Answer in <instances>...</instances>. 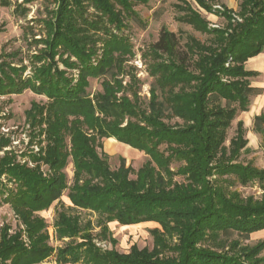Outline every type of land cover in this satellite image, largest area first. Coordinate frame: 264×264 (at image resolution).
Listing matches in <instances>:
<instances>
[{
  "label": "trees",
  "instance_id": "16d2710c",
  "mask_svg": "<svg viewBox=\"0 0 264 264\" xmlns=\"http://www.w3.org/2000/svg\"><path fill=\"white\" fill-rule=\"evenodd\" d=\"M36 1L0 0V7L26 18L24 4ZM43 1L54 7L39 20L42 30L28 33L36 49L28 64L19 52L0 55V97L30 90L47 98L26 111L38 152L22 153L27 159L19 161L5 150L11 139L0 136V202L26 229H1L0 264H45L51 257L56 264H264V240L243 243L264 231V194L244 197L235 189L258 182L264 192V169L239 160L249 144L244 121L226 145L233 122L263 94L251 81L260 73L246 63L264 53V0H238L242 21L229 10L222 29H210L189 1L179 0L178 21L207 39L188 35L183 43L161 30L143 54L153 80L147 101L128 66L135 52L124 31L136 20L134 7L149 0ZM193 1L215 14L212 0ZM90 79L102 80L101 92L88 93ZM253 130L264 144V114L255 116ZM105 139L144 152L147 160L134 170L122 157L113 169ZM66 191L72 207L61 203L54 225L58 240H69L55 248L39 213ZM80 209L97 220L75 214ZM115 222L157 223L153 248L119 252L110 229Z\"/></svg>",
  "mask_w": 264,
  "mask_h": 264
},
{
  "label": "rangeland",
  "instance_id": "374dc122",
  "mask_svg": "<svg viewBox=\"0 0 264 264\" xmlns=\"http://www.w3.org/2000/svg\"><path fill=\"white\" fill-rule=\"evenodd\" d=\"M187 1H189L192 4V7L204 18L210 21V29L226 28L228 25V19L225 13L229 10L232 11L233 18L242 21V18L237 16L239 8L230 9L227 7V5L232 4L234 0H212V3L214 4L212 10L215 14L201 9L193 0ZM18 2L22 3L23 0H18ZM178 4H180L179 0H149L147 4L136 5L134 7V10L137 13L136 20H129L128 28L124 31V34L130 37L135 52V57L128 63V66L136 69L135 74L140 80V94L146 101L149 98V90L153 80L148 76L146 60L143 57V54L149 51L151 45L158 41L161 30L166 28L169 31L177 33L182 36L183 43L186 42L188 35H192L201 41L207 39V35L201 34L195 31L191 26L178 21V17L182 15L175 7ZM24 5L29 9L26 18L15 15L13 7H0V55L19 52L20 57L25 58V64H28V57L36 51L35 47H30V42L28 40L31 35L29 36L28 33H36L42 30L39 25V20L44 18L47 6L51 8L54 6L47 4V2H44L43 0ZM61 68L63 67L61 66ZM29 73L28 70L26 75ZM89 81L90 86L87 89L88 93L95 94L102 91L101 79H90ZM125 81H128V77L125 78ZM251 81L252 86L263 89V94L253 97L251 99L249 113L241 114L239 118L233 122L231 128L228 130V141L226 145L228 146L230 140L235 136L237 122L239 120L244 121L249 144L248 150L242 153L239 160L244 164L251 162L258 168L264 169V144L262 143V137L259 134H256L253 130L255 116L264 114V74ZM33 102L46 103L47 98L37 96L30 90H26L20 95L0 97V136L11 139V147L6 148L5 150H14L19 161L27 159V157L22 156V153H27L31 149H34L35 153L39 151L36 141H34V145L31 146L30 144L31 129L26 124V111L31 109ZM255 108L257 109L256 111H254ZM111 143H113V145H111ZM43 146H45V143H43ZM107 146L113 148L108 150ZM104 150L110 156V165L113 169L119 166L120 158L122 157L125 158L127 166L132 167L134 170H138L147 160V156L144 152L119 144L114 139L104 140ZM1 155H3V152ZM47 169V167H44L45 172ZM65 172L71 182L74 172L71 163ZM5 179V176H3L2 180L5 181ZM177 180L180 181L181 178H178ZM235 189L240 191L244 197L253 195L257 198H261L264 194L263 189L258 182L253 183L248 187L237 186ZM61 203H64L66 207H72L67 196V191L64 193L60 203L56 202L49 210L39 213V215L46 219V231L49 236V244L55 248L62 246L69 240L65 239V242L58 240L56 227L54 225L56 212L60 208ZM75 214L80 215L84 220L92 219L94 222L97 220L96 215L81 209L77 210V213ZM5 225L10 226V234H14L18 230H22L24 231V234H26L25 226L22 224L20 217L15 213L12 207L0 202V232ZM155 228H159L157 223L139 224L130 227L121 226L117 222L110 224L113 237L117 240L116 249L121 253H128L133 245H137L140 249H152L153 237L150 231ZM98 232L99 229L94 230V233ZM233 238L236 239L238 236L234 235ZM24 240L26 244H29L26 235H24ZM262 240H264V231L258 234H253L249 239L243 240V243L254 245ZM98 243L105 244L106 248L104 249H112V245L109 242H99L98 240L97 244ZM262 256H264V252ZM48 263L56 264L55 258L51 257L46 260L45 264Z\"/></svg>",
  "mask_w": 264,
  "mask_h": 264
},
{
  "label": "crops",
  "instance_id": "0c3cea01",
  "mask_svg": "<svg viewBox=\"0 0 264 264\" xmlns=\"http://www.w3.org/2000/svg\"><path fill=\"white\" fill-rule=\"evenodd\" d=\"M238 5H239V3H238V0H234L233 2H232V4H230V5H227V7L228 8H230V9H237L238 8ZM246 69L247 70H250V71H257V72H259L260 73V76L262 75V74H264V53H262V54H260V55H258L257 57H254V58H251L247 63H246ZM259 76V77H260ZM258 78V77H257ZM254 79H256V78H254ZM257 109L255 108L254 109V111H256ZM249 113V111L248 112H244V113H242V114H248ZM107 140H111V139H107ZM115 140V139H114ZM119 143V142H118ZM119 144H121V143H119ZM107 145H108V141H107ZM111 145H113V143H111ZM124 145V144H123ZM126 146V145H125ZM129 147V146H128ZM113 147H108L107 146V149L108 150H110V149H112ZM131 148V147H130ZM133 149V148H132ZM155 224L154 222H149V224ZM143 224H146V223H143ZM148 224V223H147ZM124 227H130V226H124ZM262 232V231H261ZM258 233H260V232H258ZM258 233H256V234H258Z\"/></svg>",
  "mask_w": 264,
  "mask_h": 264
},
{
  "label": "built area",
  "instance_id": "2783aa9c",
  "mask_svg": "<svg viewBox=\"0 0 264 264\" xmlns=\"http://www.w3.org/2000/svg\"><path fill=\"white\" fill-rule=\"evenodd\" d=\"M97 245H98V246H101V247H103V248H106V245H105V244L98 243Z\"/></svg>",
  "mask_w": 264,
  "mask_h": 264
}]
</instances>
